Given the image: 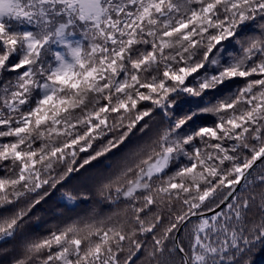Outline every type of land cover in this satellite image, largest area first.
I'll return each instance as SVG.
<instances>
[{
    "label": "snow or ice",
    "instance_id": "1",
    "mask_svg": "<svg viewBox=\"0 0 264 264\" xmlns=\"http://www.w3.org/2000/svg\"><path fill=\"white\" fill-rule=\"evenodd\" d=\"M264 0H0V264H260Z\"/></svg>",
    "mask_w": 264,
    "mask_h": 264
},
{
    "label": "trees",
    "instance_id": "2",
    "mask_svg": "<svg viewBox=\"0 0 264 264\" xmlns=\"http://www.w3.org/2000/svg\"><path fill=\"white\" fill-rule=\"evenodd\" d=\"M260 264H264V258H261Z\"/></svg>",
    "mask_w": 264,
    "mask_h": 264
}]
</instances>
